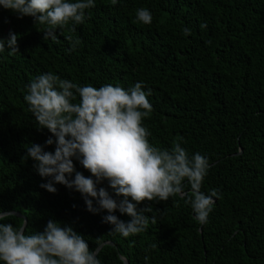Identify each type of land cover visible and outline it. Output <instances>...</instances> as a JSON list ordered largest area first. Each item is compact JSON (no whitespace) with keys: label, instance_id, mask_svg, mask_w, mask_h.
<instances>
[{"label":"trees","instance_id":"obj_1","mask_svg":"<svg viewBox=\"0 0 264 264\" xmlns=\"http://www.w3.org/2000/svg\"><path fill=\"white\" fill-rule=\"evenodd\" d=\"M139 8L151 12V24L137 20ZM44 27L0 6V37L9 30L18 36V52L10 55L7 46L0 52V213L20 212L26 232L58 221L81 234L90 250L112 242L100 248L101 264H123L120 256L129 264H264V0H95L83 23L56 29L55 41L43 39ZM47 72L97 88L143 81L151 90L152 111L142 121L149 143L170 151L180 142L189 157L198 152L208 159L200 191L216 189L219 197L207 222L199 223L180 195L157 198L137 205L151 208L147 229L125 238L102 223L107 210L89 212L74 188L41 187L51 177H41L23 157L32 144L54 152L55 143L45 144L52 134L38 129L24 95ZM72 160L75 171L91 176ZM100 187L122 198L106 180ZM184 188L191 191L187 180ZM0 223L17 227L23 219Z\"/></svg>","mask_w":264,"mask_h":264},{"label":"clouds","instance_id":"obj_2","mask_svg":"<svg viewBox=\"0 0 264 264\" xmlns=\"http://www.w3.org/2000/svg\"><path fill=\"white\" fill-rule=\"evenodd\" d=\"M118 0H111L116 5ZM0 6L10 9L18 18L31 16L34 23L44 27L43 39L56 40L55 31L69 21L83 23L85 10L95 7V0H0ZM136 18L143 24H151L152 14L146 8L136 10ZM201 27H206L201 24ZM189 35L190 29L184 28ZM70 42L72 37L67 36ZM18 36L9 30L7 37H0V52L7 46L9 54L18 52ZM79 40L72 43L74 49ZM24 100L33 113L39 128H46L50 136L45 144L55 143L54 152L44 151L39 144L27 147L24 159L31 158L34 169L41 177H51L41 184L49 192H56L54 183L74 188L84 198L89 212L107 210L102 223L114 227L110 232L123 237L138 234L147 229L151 211L149 205L137 209L143 201H167L180 195L190 204L195 219L207 222L214 200L219 192L210 194L200 191L209 167L207 157L188 152L180 142H174L171 150L152 146L147 137L148 129L142 126L144 118L152 111L148 100L149 89L144 90L143 81L124 89L110 84L99 88L80 86L61 79L51 72L40 74L26 86ZM79 96V102L73 103ZM79 160L90 177L75 171L72 158ZM75 172L73 179L66 174ZM92 177H95L93 180ZM106 180L117 201L97 184ZM190 184L186 192L184 181ZM95 199L96 206L93 205ZM131 198V200L129 199ZM133 201L135 203H133ZM118 210L131 219L127 222L112 214ZM14 214H0V221ZM155 223V218H152ZM27 222L14 227L0 223V262L3 264H101L100 247L90 250L84 237L70 226L49 220L42 232H26Z\"/></svg>","mask_w":264,"mask_h":264},{"label":"water","instance_id":"obj_3","mask_svg":"<svg viewBox=\"0 0 264 264\" xmlns=\"http://www.w3.org/2000/svg\"><path fill=\"white\" fill-rule=\"evenodd\" d=\"M9 212L13 213L14 215H16V216H18V217H21V218L23 219V223H24V221H26V218L24 217V215H22V214H21L20 212H18V211L1 212L0 214H2V213H9ZM23 223H22V224H23ZM104 244L113 245L112 242L106 241V242H102V243L99 244L97 247H100V248H101ZM97 247H96V248H97ZM96 248H95V249H96ZM120 258L122 259L123 264H129L127 259H125V258L122 257V256H120Z\"/></svg>","mask_w":264,"mask_h":264}]
</instances>
